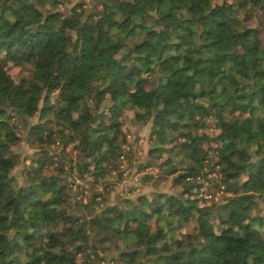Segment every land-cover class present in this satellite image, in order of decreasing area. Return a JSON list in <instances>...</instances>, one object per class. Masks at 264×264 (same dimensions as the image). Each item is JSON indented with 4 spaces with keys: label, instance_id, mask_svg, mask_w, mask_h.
<instances>
[{
    "label": "trees",
    "instance_id": "1",
    "mask_svg": "<svg viewBox=\"0 0 264 264\" xmlns=\"http://www.w3.org/2000/svg\"><path fill=\"white\" fill-rule=\"evenodd\" d=\"M124 164L180 190L110 202ZM261 200L264 0H0V264H102L110 244L121 264H264Z\"/></svg>",
    "mask_w": 264,
    "mask_h": 264
},
{
    "label": "rangeland",
    "instance_id": "2",
    "mask_svg": "<svg viewBox=\"0 0 264 264\" xmlns=\"http://www.w3.org/2000/svg\"><path fill=\"white\" fill-rule=\"evenodd\" d=\"M7 70L10 76L16 81H22L29 77V69L27 67H22L19 63H10L7 67ZM132 112L128 111L124 113L122 118V125L127 133L128 141L132 144L137 151V163L143 164L150 160V155L148 154L149 143H148V125H133L131 122ZM14 120V119H13ZM16 121V120H14ZM38 122L37 116H33L28 119L27 125L21 126L17 129L16 133L19 136V140L14 146L13 150L18 154L19 163L13 169L12 173L16 176L18 182H24L23 176V167L29 164V157L36 152V148L31 145L32 135L29 134L30 127L34 126ZM209 133H214L209 131ZM55 152L59 154L60 162H64L68 164L71 158H74V154L69 150L65 153H61L60 149L56 148ZM123 174L121 176L120 181H117L115 176L107 177L106 180L110 185H113L111 188V192L107 196L110 202H114L116 198H123L125 196H129L131 198H135L138 194H145L150 196L151 193L155 191H163L169 193H177L180 188L178 186H174L171 183V177L167 180H164L160 183L155 184L153 180L148 182H143V176L145 173L152 174L153 176H157L158 169L157 166H151L150 168L145 169V171H139L137 166H127L123 165ZM68 180L73 182L74 190L77 185H81L82 189H84L83 194L86 195L87 191L85 189H89L91 187V177H88L86 180L79 179L75 174L69 175ZM116 182V184H114ZM101 186V184H100ZM81 189V188H79ZM80 193V190H79ZM206 192L203 191L202 194L198 195V198H203ZM223 194H218L215 197L217 202H222L224 199ZM205 198V197H204ZM202 200V199H201ZM264 213V200L259 201V214ZM192 225L184 226L186 231H190ZM262 233L264 236V226L262 227ZM115 242L118 243V240L115 239ZM104 262L102 264H121L118 251L115 249L113 244H110V249L105 251L103 254ZM79 262H82L83 258L78 259ZM83 263V262H82Z\"/></svg>",
    "mask_w": 264,
    "mask_h": 264
},
{
    "label": "built area",
    "instance_id": "3",
    "mask_svg": "<svg viewBox=\"0 0 264 264\" xmlns=\"http://www.w3.org/2000/svg\"><path fill=\"white\" fill-rule=\"evenodd\" d=\"M211 196L212 195L210 193H205V195H204L205 198H211Z\"/></svg>",
    "mask_w": 264,
    "mask_h": 264
}]
</instances>
